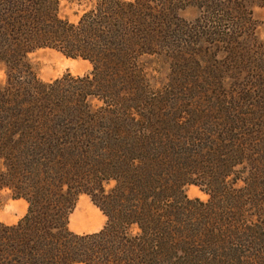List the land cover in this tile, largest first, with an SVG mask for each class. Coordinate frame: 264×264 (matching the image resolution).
<instances>
[{"label":"trees","instance_id":"obj_1","mask_svg":"<svg viewBox=\"0 0 264 264\" xmlns=\"http://www.w3.org/2000/svg\"><path fill=\"white\" fill-rule=\"evenodd\" d=\"M72 1L0 0V192L27 204L0 264H264V0ZM39 50L91 70L43 82Z\"/></svg>","mask_w":264,"mask_h":264},{"label":"rangeland","instance_id":"obj_2","mask_svg":"<svg viewBox=\"0 0 264 264\" xmlns=\"http://www.w3.org/2000/svg\"><path fill=\"white\" fill-rule=\"evenodd\" d=\"M130 2L132 0H123ZM93 0H79L72 2H63L59 6L58 15L61 19H65L72 24H76L81 17L82 13L89 9ZM179 17L186 23H191L199 17V10L196 8H186L179 13ZM252 19L256 24L255 35L264 42V8L254 7L252 9ZM30 62L34 67L36 76L43 82H50L59 79L63 75L70 74L71 76H83L90 72L91 66L89 63L81 60H71L63 57L60 53L53 50H39L29 56ZM5 82L3 68L0 67V84ZM185 194L189 199H199L206 201L207 196L204 195L196 187L190 186L185 189ZM90 209L98 211L97 229L101 230L106 224V218L102 213L95 208L86 196H80L76 203L75 211H81L83 214L82 220L95 219L90 216ZM27 211V204L23 200L12 199L10 192L7 190L0 192V223L6 226L17 224ZM73 219V220H72ZM74 220V215L69 217L68 229L71 232H81L75 225L77 221Z\"/></svg>","mask_w":264,"mask_h":264},{"label":"crops","instance_id":"obj_3","mask_svg":"<svg viewBox=\"0 0 264 264\" xmlns=\"http://www.w3.org/2000/svg\"><path fill=\"white\" fill-rule=\"evenodd\" d=\"M73 215H74V220H75V218H76V220L83 218V214L81 213V211L77 212L74 210V212L71 214V216H73ZM91 215L95 219L89 220V221L81 219V221H77L78 223H75V225L77 227H79L80 229H83V231L78 232V233L75 232V234H79V235L92 234V233H97L100 231L99 229H97L98 222H96V219L98 218V211L96 209H94V210L90 209V216Z\"/></svg>","mask_w":264,"mask_h":264}]
</instances>
